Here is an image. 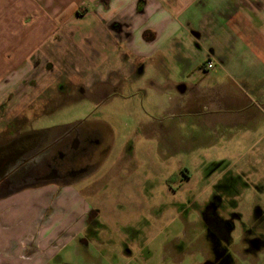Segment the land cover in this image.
<instances>
[{"label":"rangeland","instance_id":"1","mask_svg":"<svg viewBox=\"0 0 264 264\" xmlns=\"http://www.w3.org/2000/svg\"><path fill=\"white\" fill-rule=\"evenodd\" d=\"M87 28L74 33L70 23L37 51L18 92L24 104L13 100L6 115L17 116L20 133L70 135L53 156L79 137L70 154L86 174L1 203L0 238L27 228L35 256L45 254L37 241L44 232H62L50 244L54 264H84V255L98 263L107 257L104 264H264V115L248 132L208 130L202 114L161 115L169 101L150 90V76L105 83V68L97 67L105 35L81 34ZM16 78L2 82L0 94L15 89ZM63 78L72 81L70 95L58 91ZM9 128L0 124V142Z\"/></svg>","mask_w":264,"mask_h":264},{"label":"crops","instance_id":"2","mask_svg":"<svg viewBox=\"0 0 264 264\" xmlns=\"http://www.w3.org/2000/svg\"><path fill=\"white\" fill-rule=\"evenodd\" d=\"M67 20L74 33L88 27L81 34L105 35L97 67L105 68L107 85L135 74L151 77L150 90L169 101L157 109L161 115L202 114L208 130L227 125L246 132L264 115V0H0V84L18 75L15 89L0 94V124L14 118L6 117L13 100L24 104L18 92L31 78L33 58L54 35H65ZM209 62L214 69L207 71ZM17 193L0 197V204ZM83 226L74 225V238ZM29 232L0 238V264H54L57 251L50 244L64 234L44 232L37 241L45 254L26 260L34 241ZM82 258L104 264L107 257L100 263Z\"/></svg>","mask_w":264,"mask_h":264},{"label":"flooded vegetation","instance_id":"3","mask_svg":"<svg viewBox=\"0 0 264 264\" xmlns=\"http://www.w3.org/2000/svg\"><path fill=\"white\" fill-rule=\"evenodd\" d=\"M59 81L63 83L59 85V92L66 95L73 93L72 81L65 78ZM7 126H10L5 131L7 138L0 142V197L44 185L69 186L85 176L86 170L77 166L76 158L71 155L80 144L79 137L68 140L66 150L53 156L51 148L67 141L70 135H51L46 130L20 133L17 130H22V124L17 122V116ZM13 131L16 132L14 136L10 134ZM26 249L30 253L26 255V260H32L34 252L28 246Z\"/></svg>","mask_w":264,"mask_h":264},{"label":"built area","instance_id":"4","mask_svg":"<svg viewBox=\"0 0 264 264\" xmlns=\"http://www.w3.org/2000/svg\"><path fill=\"white\" fill-rule=\"evenodd\" d=\"M213 69H214V65L211 62L206 64V70L207 71H210V70H213Z\"/></svg>","mask_w":264,"mask_h":264},{"label":"water","instance_id":"5","mask_svg":"<svg viewBox=\"0 0 264 264\" xmlns=\"http://www.w3.org/2000/svg\"><path fill=\"white\" fill-rule=\"evenodd\" d=\"M206 264H211V263L208 262V263H206Z\"/></svg>","mask_w":264,"mask_h":264}]
</instances>
